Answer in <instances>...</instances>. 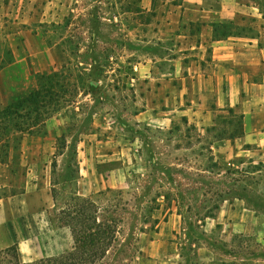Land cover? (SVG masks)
<instances>
[{
	"label": "rangeland",
	"instance_id": "374dc122",
	"mask_svg": "<svg viewBox=\"0 0 264 264\" xmlns=\"http://www.w3.org/2000/svg\"><path fill=\"white\" fill-rule=\"evenodd\" d=\"M146 4L145 0H0V73L16 60L26 28L39 34L45 45L63 41L73 58L64 70L41 78L37 97H33L37 92H4L5 85L0 91V198L22 194L31 178L51 181L57 200L51 220L56 228L68 229L71 245L57 257L33 262L16 246L0 249V264L48 260L62 264L70 258L75 260L71 264H206L208 242L222 241L218 233L210 235L209 218H217L225 201L254 199L245 192L246 185L255 183L252 174L258 169L249 162L250 153L215 144L240 133L239 110L218 114L214 132L189 123L175 108L167 115L172 123L136 125L133 115L143 108L139 94L146 100L145 93L127 92L122 81L125 92H103L119 86L112 80L107 82L110 86L100 85L98 92H81L90 85L84 63L94 59L95 74L108 70L113 66L111 50L115 53L117 43L129 40L121 26L138 29L135 34L140 36L145 27L169 23L167 12L174 2L153 0L149 12ZM16 70L12 69L13 75H19ZM154 93L148 100L160 108L175 105V92H167L169 101L162 99L161 104L158 91ZM184 95L185 108L192 105L195 94ZM68 106L75 112L58 133L51 134V120ZM95 107L101 108L98 115ZM80 139L85 140L83 145ZM83 166H91L97 175L113 171L114 181L123 189L80 192L85 185L79 180ZM32 168L34 176L29 174ZM86 182L88 186L89 178ZM81 229L97 231L100 243L84 248L88 239ZM249 243L255 248L254 240Z\"/></svg>",
	"mask_w": 264,
	"mask_h": 264
},
{
	"label": "crops",
	"instance_id": "0c3cea01",
	"mask_svg": "<svg viewBox=\"0 0 264 264\" xmlns=\"http://www.w3.org/2000/svg\"><path fill=\"white\" fill-rule=\"evenodd\" d=\"M145 1L144 9L149 12L153 0ZM163 2L166 5L174 2V8L167 12L169 23L145 27L140 36L135 34L138 29L121 26L127 30L129 40L117 43L115 53L111 50L109 58L113 66L108 70L95 74L97 62L93 59L84 63L91 86L81 92H98L100 85L110 86L107 82L112 80L119 86L114 85V91L111 87L103 92L145 93L146 100L139 94L144 99L143 108L133 115L136 125L157 121L159 125L162 121L172 123L167 115L179 110L189 123L214 132L218 114L239 110L240 133L234 139L224 136L215 144L231 145L241 154L250 153L249 162L258 169L252 174L255 183L246 185L244 191L251 193L254 199L239 197L225 201L217 218H209L210 235L218 233L222 241L211 239L212 242H208L206 264H264V0ZM145 48L155 52H145ZM17 50L16 60L1 69V92L5 86L4 92H34L39 89L43 76L64 70L73 59L63 41L45 45L39 41V34L29 28L23 31L22 44ZM88 51L91 54L92 50ZM12 69H17L19 75H13ZM14 79L16 83L11 84ZM121 81L127 84L125 90ZM182 81L190 83L185 85ZM155 82H158L156 86ZM156 91L160 104L162 99L169 101L167 92H175V105L167 104L165 110L153 99L148 100ZM177 92L183 94L178 96ZM184 92L195 94L192 105L187 103L185 108ZM210 96L213 100H209ZM72 108L62 109L51 120V134L66 125L70 114L76 110ZM95 108L98 115L101 108ZM79 143L83 145L85 140L80 139ZM90 168L83 166L79 173L80 183L87 185V179L90 180L88 186L80 187V192L123 189L122 184L114 181L113 171L97 175ZM31 170L29 174L34 176L33 168ZM100 177L104 184L99 181ZM51 185V181L44 178L43 181L31 178L22 194L0 198V249L16 246L21 252H27L31 262L57 257L69 249L70 232L56 228L51 220V209L57 203ZM252 240L255 248L250 247Z\"/></svg>",
	"mask_w": 264,
	"mask_h": 264
},
{
	"label": "trees",
	"instance_id": "16d2710c",
	"mask_svg": "<svg viewBox=\"0 0 264 264\" xmlns=\"http://www.w3.org/2000/svg\"><path fill=\"white\" fill-rule=\"evenodd\" d=\"M34 92H37V93H36V95L33 96V97H37V95L40 94V92H42V89H38V90H36V91H34ZM232 111H233V110H232ZM239 123H241V121H240ZM236 136H237V135L233 134V135H230L229 137H230L231 139H234V138H236ZM69 218H70V220H72L73 222L75 221L76 224L79 223V221H78V219H77L76 216H71V217H69ZM83 231H84V230L81 229L80 233H82ZM73 232H74V230H73ZM84 232H86V238L88 239V243H86V244L84 245V248H86L87 246H88V247H93V248H94L96 244L100 243L99 241L97 242V240H98V239H97V236H98V232H97V231H95V232L92 233V230L90 229V230H86V231H84ZM81 243H82V242H81ZM84 254L87 255V254H88L87 251H85ZM92 257H93V256H90L89 258L91 259ZM83 260H87V259L84 258ZM51 261H52V260L41 261L40 263H41V264H45V263L50 264ZM55 261H56V260H55ZM73 261H75V260L70 258V259H67V260L63 261V263L69 262V263L71 264V263H73ZM57 262H60V261H57ZM60 263H62V262H60ZM63 263H62V264H63ZM18 264H24V263H18Z\"/></svg>",
	"mask_w": 264,
	"mask_h": 264
}]
</instances>
